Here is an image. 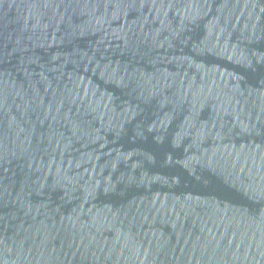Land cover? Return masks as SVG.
Masks as SVG:
<instances>
[{
	"label": "water",
	"instance_id": "obj_1",
	"mask_svg": "<svg viewBox=\"0 0 264 264\" xmlns=\"http://www.w3.org/2000/svg\"><path fill=\"white\" fill-rule=\"evenodd\" d=\"M0 264H264V0H0Z\"/></svg>",
	"mask_w": 264,
	"mask_h": 264
}]
</instances>
